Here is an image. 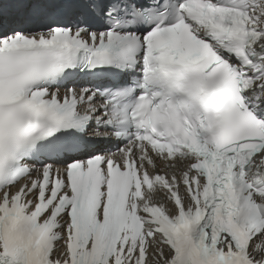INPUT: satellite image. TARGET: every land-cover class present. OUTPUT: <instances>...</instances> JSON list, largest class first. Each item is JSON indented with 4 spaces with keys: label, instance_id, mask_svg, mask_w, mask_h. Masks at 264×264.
<instances>
[{
    "label": "snow or ice",
    "instance_id": "obj_1",
    "mask_svg": "<svg viewBox=\"0 0 264 264\" xmlns=\"http://www.w3.org/2000/svg\"><path fill=\"white\" fill-rule=\"evenodd\" d=\"M0 264H264V0H0Z\"/></svg>",
    "mask_w": 264,
    "mask_h": 264
}]
</instances>
